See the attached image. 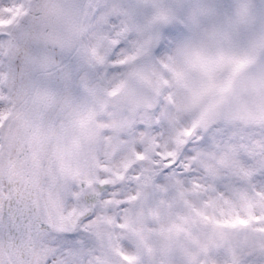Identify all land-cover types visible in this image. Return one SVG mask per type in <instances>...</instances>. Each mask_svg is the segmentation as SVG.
<instances>
[{
	"label": "snow or ice",
	"instance_id": "obj_1",
	"mask_svg": "<svg viewBox=\"0 0 264 264\" xmlns=\"http://www.w3.org/2000/svg\"><path fill=\"white\" fill-rule=\"evenodd\" d=\"M0 264H264V0H0Z\"/></svg>",
	"mask_w": 264,
	"mask_h": 264
}]
</instances>
